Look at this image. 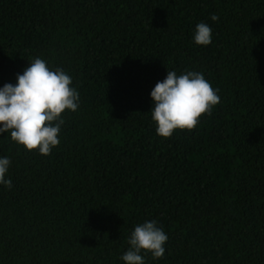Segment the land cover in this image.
I'll list each match as a JSON object with an SVG mask.
<instances>
[{
  "label": "trees",
  "instance_id": "16d2710c",
  "mask_svg": "<svg viewBox=\"0 0 264 264\" xmlns=\"http://www.w3.org/2000/svg\"><path fill=\"white\" fill-rule=\"evenodd\" d=\"M35 58L79 106L47 156L0 134V264H125L153 220L168 240L144 264H264V0H0V88ZM168 70L202 73L220 103L164 138L151 92Z\"/></svg>",
  "mask_w": 264,
  "mask_h": 264
},
{
  "label": "clouds",
  "instance_id": "9594fccd",
  "mask_svg": "<svg viewBox=\"0 0 264 264\" xmlns=\"http://www.w3.org/2000/svg\"><path fill=\"white\" fill-rule=\"evenodd\" d=\"M213 21H218L215 14ZM194 41L201 46L212 43V29L206 23L196 27ZM71 77L62 69L50 70L42 58H35L18 74L15 85L8 83L0 88V134L9 133L11 140L28 151H39L47 156L59 145L62 114L78 109L79 93L71 87ZM154 101L152 119L157 134L169 138L176 130L191 132L200 118L211 114L220 97L202 73L186 72L177 75L169 71L166 79L157 82L151 92ZM10 159L0 158V184L12 187L6 179ZM168 236L156 221L136 226L128 238L130 248L122 256L125 264H144L142 252L151 253L154 259L165 254Z\"/></svg>",
  "mask_w": 264,
  "mask_h": 264
}]
</instances>
